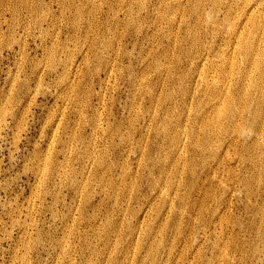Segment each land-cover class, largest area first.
Instances as JSON below:
<instances>
[{
  "label": "rangeland",
  "instance_id": "1",
  "mask_svg": "<svg viewBox=\"0 0 264 264\" xmlns=\"http://www.w3.org/2000/svg\"><path fill=\"white\" fill-rule=\"evenodd\" d=\"M179 1L40 0L39 5H34L37 7L34 8L35 10L23 14L21 18L9 17L12 29L2 37L0 42V264H86L91 256L84 244L85 236L83 235H92L90 229L93 226L87 223L89 216L97 210V220L100 218L103 220L107 214L113 216L115 221L120 219L119 210H112L111 200L99 194L98 187H94L92 200L90 199L86 204L82 214L76 211L78 198L72 186V169L78 171H75L77 172L75 174L81 179L82 175L79 171L83 157L79 154L86 148L97 147L96 152L101 153L105 159H114L115 163L108 174L114 179H118L119 166L124 162L125 170L128 169V172L131 168L132 171L136 170L139 154L137 145L141 138L149 139V146H154L160 139L154 135L152 124L149 125V116L147 112H144L149 107V97L141 94L135 87L140 81L142 82V79L144 80L141 84L146 82L147 86H153L156 80L154 70L156 60L169 63V59L172 58L170 59L172 63H178L181 70L188 71L194 58L198 59H196L198 69L205 60L208 64L209 60L216 59V52L227 48L229 33L227 22H224L220 31L216 27L219 31L217 33L213 28V21L215 19L222 21L227 11L231 19L233 16L239 18L236 14L240 13V9L242 10L244 6L242 0H234V3L233 0H217V6L212 5L211 0H194V2L182 0L180 3ZM31 2H37V0H31ZM197 3L198 7H201L198 8ZM171 6L176 9L169 10ZM193 9L195 11H192ZM260 10L264 12V3L260 4ZM214 11L217 12L214 13ZM196 36L198 49L193 44ZM176 53L181 56H177ZM188 53L189 56H187ZM106 61L110 66L116 63L118 67L116 72L119 73H116L114 77L107 76L104 68ZM238 72L235 71V73ZM190 76H193V73ZM116 77H118L117 81ZM190 78L187 82L191 85L193 83ZM155 88L157 92H160L158 87ZM143 95L144 97H141ZM178 97V99L181 98L180 95ZM136 109H138L137 112ZM92 120L103 122V129H98L92 135L93 140L89 137L91 132L93 133L92 125H90ZM120 135H123L124 139ZM241 140L248 143L250 137H243ZM233 153V150H230L229 157L223 152L221 155L224 161L237 165L239 158ZM44 162L49 165L47 170L49 172L47 177L41 178L39 171ZM98 168V172H101L102 168L99 166ZM206 169L202 173L206 172ZM137 171L135 175L138 178V198L132 201L134 208L141 205L146 207L148 202L155 200L156 191L152 192L150 183L152 178L159 177L161 168L150 163L147 169L139 168ZM241 171L238 172L239 178L242 176ZM132 174L126 176V181L131 180ZM261 184V179L255 183L253 187L255 194L249 203L237 181L235 187H238V190L230 196L231 203L225 201L224 204L218 205L217 215L224 213V216L230 220L229 235L232 239L239 238L234 241L233 246L244 249L240 250L242 253L236 250L232 264H264V237H258L255 233L256 206L261 203L259 195V190L262 189ZM216 193L219 195L221 191L216 190ZM141 197H144V200ZM224 208L227 209L226 213ZM217 215L206 224L205 221L199 223L195 230L187 228L189 226L185 216L178 235L174 232L173 224L167 225L164 231V248L157 255L158 261L165 260L166 247L172 244V240L174 254L169 264L174 263L176 259L174 256L184 249V252L188 251V262L194 258L193 251L195 253L196 249H200L203 257H200L201 260L198 263L210 264L208 259L214 252L211 245L213 222ZM142 218L141 214L137 220L134 218L133 222H140ZM94 224L97 223L92 225ZM208 232L210 235L207 234ZM174 236L176 238H173ZM64 237L68 239L71 249L73 245L74 252L72 250V253L63 252L60 242ZM37 239L38 242H36ZM94 242L97 243L101 254L104 248L103 242ZM143 250L144 248L141 249L139 257L145 253ZM118 253L116 256L119 261L123 259V254ZM100 254L98 262L103 264L104 257ZM187 261L185 264L188 263Z\"/></svg>",
  "mask_w": 264,
  "mask_h": 264
},
{
  "label": "bare ground",
  "instance_id": "2",
  "mask_svg": "<svg viewBox=\"0 0 264 264\" xmlns=\"http://www.w3.org/2000/svg\"><path fill=\"white\" fill-rule=\"evenodd\" d=\"M39 1L40 0H37V2H31V0H0V42L2 37H4V35L9 33V31L12 29L11 28L12 25L9 23L10 20L9 17L11 16V18H14L15 16H18V18H21L23 14L25 15V13L35 10L34 8L36 6L34 5L35 4L39 5V3H41ZM216 1L217 0H211L212 2L211 4L217 6L216 3L218 2ZM242 2L244 6L242 10L240 9L241 12L237 13L238 11H235L237 13L236 15L239 16V18L233 16V19H231V17H229L228 14L229 12L227 11V13L223 16L222 21H220L219 19L218 20L215 19L213 21V28L217 33L220 31L224 22L225 23L227 22L228 33H229V37H227L228 46L226 48V45L224 44L226 49H221V46L219 47L221 50L216 52L215 54L216 59L211 58L212 60L211 61L209 60L208 64L206 63L205 60L204 63H202L199 66L198 69V63H197L198 59L194 58L190 63V68L188 66L189 68L188 71L181 70L182 68L180 66L178 67V63H172L171 62L172 60H170L172 58L169 59L170 61L169 63H162L161 61L158 62L159 60H156L157 62H155V64L153 63L155 65L154 70L156 71L155 73L156 80L153 86H147L148 84H146V82H145L146 85L141 84L143 83L144 79H142V82L140 81V83L138 84L136 83L137 86L135 88L138 91H140L141 94L144 95L146 94L149 97L148 98L149 99L148 102H150L148 103L149 107L147 111L144 112H147V115L149 116L148 119L149 125L152 124V128L155 131L154 135H156L160 139V141L157 142L154 146L148 145L149 139L147 138L146 139L141 138V140L138 139L140 140V143H138L137 145L138 147L137 152L139 154L137 155L138 157L136 160L137 161L136 170L132 171L131 168L130 171L128 172L127 171L128 169L125 170V168H123L125 165L124 162L119 166L120 174L118 179L117 178L114 179L108 176L109 172L111 171L115 163L114 159H105L104 156L101 155V153L98 154V151L96 152L97 147L96 148L92 147L91 149L86 148L84 149V151H81V153L79 154V156L81 155L83 157L82 167L81 170L79 171V173L82 175L81 179L77 178V175L75 174L78 171L72 169V186L74 187V190L77 193V198H78L76 211H78L79 214H82L84 208L86 207V204L89 203L90 199L92 200L91 197L94 187H98L100 190L99 194L108 197L112 202L111 204L112 210L115 211L119 210V215H120V219L117 221H115L114 217L110 216L109 214H107L103 220H101V218L97 220L98 218L97 215L98 213L96 214L97 210L94 211L90 216L88 215L89 222L87 223H89L93 227L92 229H90L92 235L85 234V232L83 231L85 234L83 235L85 236L84 244L87 247L89 256H91L88 261L86 260L87 261L86 264H100L98 262V257L100 252L97 248V243H95L94 241L103 242L102 246H104V248L100 254V256L103 255L104 257V261L101 260V262L103 261V264H169L171 261L170 259L174 254V245H173L174 242H172V240H171L172 244L166 247L165 260L158 261L157 259L158 253L160 252L161 249L164 248L163 240H164V231L166 226L169 224H173L174 232L175 234H177L180 232V228L183 225V219L185 216H187V220H188V226H189L187 227L188 229L197 228L198 227L197 225L203 221H205V224L206 222L208 223V221H210L212 217L217 215V208H219L218 206L219 204H224L225 201H228L227 203H231L230 196L234 194L235 190H238L237 189L238 187L237 188L235 187V183L237 181L239 182L240 190L244 191L243 194H245V197L249 202L255 194L253 190L255 183L258 182V180L260 179L262 180V184H261L262 189L261 190L258 189L260 191L259 195L261 198V203L260 202H259L260 204L258 203L259 207L256 206L255 217L257 221L255 225V233L258 235V237L261 238L264 237L263 234L264 232V12L260 10V4L264 3V0H255V1L242 0ZM172 3L174 4V2ZM172 6L171 9L169 10L173 9ZM197 7H198V3H197ZM174 9H176V7ZM201 9L202 8H200V10ZM192 11L195 10L193 9ZM216 12L217 11H214V13ZM160 13H162V11ZM169 15H171V13ZM216 27L219 28V31ZM193 44H195V47H197L198 49L197 36L194 39ZM104 46H106V44ZM204 47L207 46L204 45ZM176 52H178V50H176ZM178 55L180 54L178 53ZM187 56H189V53ZM104 68L108 77H114L116 73H119L116 72L117 71L116 68H118L116 67V63L114 66H110L108 61H106ZM235 71H239V72L235 73ZM192 73L193 76H190ZM117 78L118 77H116V81ZM189 78L191 79V83H193L191 85L188 84ZM98 83L100 84V82ZM155 87H158L160 89V92H157V89ZM81 92L79 93L81 94ZM144 95L141 97H144ZM178 95H180L181 97L180 99H178L179 98ZM137 110L138 109H136V112ZM90 125H92L91 129L93 133L91 132L89 137L91 140H93L94 138L92 135L95 132H97L98 129H103V122L102 121L94 122V120H92V123ZM115 132L117 133V131ZM123 135H120V137L121 136L123 137ZM243 137H250V142L245 143L244 141H242L241 138ZM133 142H135V140H133ZM83 145L84 147L86 146L85 143ZM134 146H136V144ZM105 150L103 152L104 155L106 152ZM230 150H233L234 155H238L239 159L237 165H234L230 161H224L221 155V152H223L225 156L229 157L231 155ZM208 158L209 159L211 158V160H209ZM150 163H152V165L154 166H158L161 168V173L159 177L155 179L152 178L150 183V187H151L150 189L152 190V192L156 191V198L155 200L148 202L149 204L147 203L148 206L146 207L141 205L139 207L137 206L138 208L136 207L134 208L132 206V201L137 197L138 194V186H137L138 178L137 175L135 174L136 172H138L137 170L139 168H142V170L147 169ZM98 166L102 168L101 172H98L97 170ZM205 168H207L206 169L207 171L202 173ZM47 170H49V165L45 163L41 166L39 171L41 178L47 177L49 172ZM235 170L237 171V173ZM240 171L242 173V176L239 178L238 172ZM130 174H132L130 177L131 180L126 181V176ZM216 190L221 191V193L218 195L216 193ZM141 198L143 199L144 197ZM137 201L138 200L136 199V202ZM136 205H138V203ZM226 210L227 209H225V213ZM141 214L143 215L142 220H140V222L138 221L133 222V219L135 218L137 220ZM216 219L218 220L216 221ZM216 219L213 222L214 231H213L212 243H211L214 252L210 258L207 257L209 258L208 262H210V264H232V260L234 259V255H235L234 253H236V250L240 251L243 248L237 249L235 246H233L234 241H237V239L239 238L233 237L232 239L231 235H229V231H231V230L228 231L230 220H228V218L224 216V213L220 216L218 214ZM93 223H97V224L92 225ZM207 226L209 227V225ZM210 232H208L207 234H209ZM230 233L232 234V232ZM205 234L206 232L204 233V235ZM173 238L176 237L174 236ZM243 239L245 240V238ZM36 242H38V239ZM202 244L204 243L202 242ZM195 245L196 244H194V246ZM60 246L63 248V252L66 254L69 252L72 253L71 250L73 251V245L71 249V245L68 239L65 237L60 242ZM142 248H144L145 253L139 257ZM187 249L189 250L188 247ZM184 250L179 251L177 255L174 256L176 259L172 264H185V261H187L188 251L186 250V252H184ZM242 251L240 252L242 253ZM118 252H122L123 254L122 255L123 259L119 261L116 256ZM201 253L202 252H200V249H196L195 253L193 251L194 254L193 256L194 258L192 257L193 260L189 262L187 261L188 263L186 264H197L198 261L201 260L200 257H203V255L201 256ZM249 260H251V258Z\"/></svg>",
  "mask_w": 264,
  "mask_h": 264
}]
</instances>
